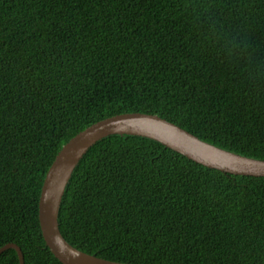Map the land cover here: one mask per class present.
<instances>
[{
  "label": "trees",
  "instance_id": "1",
  "mask_svg": "<svg viewBox=\"0 0 264 264\" xmlns=\"http://www.w3.org/2000/svg\"><path fill=\"white\" fill-rule=\"evenodd\" d=\"M156 114L264 159V0H0V246L62 264L38 202L60 147L103 117ZM61 234L136 264H264V177L198 163L138 134L93 142ZM0 264H19L12 247Z\"/></svg>",
  "mask_w": 264,
  "mask_h": 264
},
{
  "label": "water",
  "instance_id": "2",
  "mask_svg": "<svg viewBox=\"0 0 264 264\" xmlns=\"http://www.w3.org/2000/svg\"><path fill=\"white\" fill-rule=\"evenodd\" d=\"M112 133L143 135L206 166L234 174L264 177V159L220 147L156 114L124 111L98 119L75 133L60 147L46 172L39 195L41 234L50 253L62 264H136L85 252L70 244L59 229L61 200L73 169L93 142ZM7 247L14 248L19 264H24L18 244L6 242L0 246V252Z\"/></svg>",
  "mask_w": 264,
  "mask_h": 264
}]
</instances>
